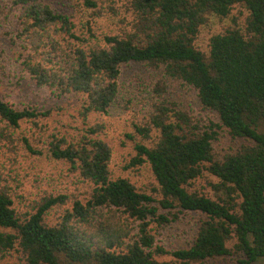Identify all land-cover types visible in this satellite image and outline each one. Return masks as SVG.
Here are the masks:
<instances>
[{
  "label": "trees",
  "instance_id": "1",
  "mask_svg": "<svg viewBox=\"0 0 264 264\" xmlns=\"http://www.w3.org/2000/svg\"><path fill=\"white\" fill-rule=\"evenodd\" d=\"M124 1L135 15L132 28L98 39L78 34L70 11L51 0H0V25H12L17 69L59 95H85L84 115L108 113L116 104L123 65L141 62L157 71L154 101L145 121L134 123L143 137L125 168L148 164L158 184L148 192L127 176H112V147L100 137V124L76 142L44 135L40 120L47 111L16 107L0 96V150L8 159L0 160V256L14 253L21 264H217V258L236 254L238 264H258L264 260V0ZM79 6L94 10L98 3ZM236 6L248 12L246 30L214 34L209 53L199 49L195 41L209 15L228 17ZM13 71L0 62L1 79ZM173 85L194 89L218 121L201 125L189 111L170 107ZM26 122L32 135L19 132ZM214 128L247 143L219 159ZM40 141L47 142L45 149ZM21 150L29 156L47 151L69 163L88 185L87 196L45 193L20 213L24 183L14 186L4 171ZM205 171L219 178L213 187L226 197L190 189ZM64 204L59 219L47 223L48 212ZM175 208L205 219L192 244L168 250L156 243L150 225L170 222L163 210ZM160 254H170L174 263L160 261Z\"/></svg>",
  "mask_w": 264,
  "mask_h": 264
},
{
  "label": "rangeland",
  "instance_id": "2",
  "mask_svg": "<svg viewBox=\"0 0 264 264\" xmlns=\"http://www.w3.org/2000/svg\"><path fill=\"white\" fill-rule=\"evenodd\" d=\"M51 1L60 11H70L69 15L72 17L76 29L79 30L78 34L87 36L92 34L98 39L105 35L129 31L135 17L134 12L128 10L124 0H97L98 7L94 10H83V7L81 8L79 5L84 0ZM247 16L248 12L241 6H236L228 17L209 15L208 21L200 27L195 41L196 46L208 54L210 40L214 34L235 27L246 30ZM11 26V24L9 27L6 24L0 25V62L6 63L7 66H11L15 70L9 79L0 78V96L16 107L26 105L38 108L43 112L47 111L49 114L42 116L40 120L44 135L55 133L57 136L66 137L68 140L76 142L87 133L85 131L88 128L100 124L103 127L100 137L112 147V176H127L138 188L152 192L153 187H157L158 184L148 164L133 169H126L125 166L135 152L134 144L141 141L143 137L142 134L137 133L134 123L145 121L144 116L154 101L152 98L155 93L151 85L154 80L152 79L153 73L157 74V71L141 62L123 65L119 77L120 90L116 104L108 113L93 111L84 115L85 95L75 93L59 95L49 87L38 86L26 73L17 69V52L16 46L11 43L13 35ZM9 31L12 32L9 33ZM173 86L177 90L174 89L171 96L168 95L170 107L189 111L194 119L201 122V125H209L210 120L218 121L214 111L200 105L194 89L181 87V85ZM214 129L217 130V128ZM22 131L31 135L33 133L28 122L23 123L22 128L19 129V132ZM217 131L219 135L213 145L214 154L219 159H223L229 153H236L242 145L247 143V140L243 138H232L228 130L224 128ZM35 132L39 135L36 129ZM128 134H131L132 137H129ZM151 134H154L153 137L156 136L154 131ZM153 137L145 138L143 141L148 143ZM46 143V141H40L38 145L45 149ZM1 154H3L2 150H0V160L6 162L7 155L1 156ZM19 156L20 159L14 164L8 165L4 172L11 178L13 177L10 182L14 186L20 182L24 183L20 187V192L25 191L26 196L19 200L20 203H17L20 213L31 208L34 202L45 193H68L71 196L76 195L83 198L87 196L88 185L79 182V172L72 171L69 163L52 159L47 151H44L41 156H29L25 150H21ZM218 182V177L205 171L203 176L192 183L190 189L214 199H217L219 195L226 197L222 191L213 187V184ZM66 208L67 204L53 207L46 215V222L55 223ZM163 212L169 215L171 221L163 224L152 222L150 225L152 233L157 236L156 243L168 250L192 244L197 227L205 219L204 214L180 211L179 208L163 210ZM232 245L233 242H230L229 246L232 247ZM156 257L160 261L174 263L170 254H160ZM237 258L238 256L235 254L219 257L215 261L217 264H238ZM0 264L21 263L13 253L5 257L0 256ZM258 264H264V260Z\"/></svg>",
  "mask_w": 264,
  "mask_h": 264
}]
</instances>
